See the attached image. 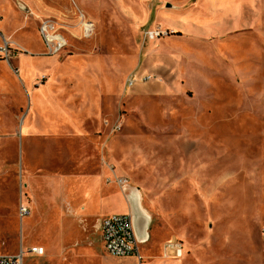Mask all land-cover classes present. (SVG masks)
Instances as JSON below:
<instances>
[{
  "label": "rangeland",
  "instance_id": "rangeland-1",
  "mask_svg": "<svg viewBox=\"0 0 264 264\" xmlns=\"http://www.w3.org/2000/svg\"><path fill=\"white\" fill-rule=\"evenodd\" d=\"M2 36L19 51L0 59V254L117 264L99 229L115 196L111 213L147 220L141 264H264V0H0ZM49 114L70 118L31 134L24 161L29 119Z\"/></svg>",
  "mask_w": 264,
  "mask_h": 264
},
{
  "label": "built area",
  "instance_id": "built-area-1",
  "mask_svg": "<svg viewBox=\"0 0 264 264\" xmlns=\"http://www.w3.org/2000/svg\"><path fill=\"white\" fill-rule=\"evenodd\" d=\"M81 29L84 37H90L95 25L92 21L86 20L81 15ZM38 32L49 54H56L66 46L65 38L58 32L57 25L50 19H41L38 25ZM162 35H167L166 31L159 28L149 30L147 37L157 39ZM9 39L2 37L0 43V59H9L16 55L19 50ZM151 76H144L140 79L137 76H130L126 79V84L132 86L137 80L149 79ZM45 76L41 77V80ZM114 181L121 188H125L127 180L121 177H115ZM18 217L24 218L30 215L31 209L27 202L20 201L18 205ZM100 233L102 245L106 253L111 257L118 259L117 264H141L140 245L145 243L147 236L141 232L136 225L135 218L131 213H112L104 216L100 222ZM177 242L170 241L165 246V252L170 251L171 256H177L180 251ZM44 249L39 246H32L26 249L19 248L16 254H0V264H23L26 254L43 255Z\"/></svg>",
  "mask_w": 264,
  "mask_h": 264
},
{
  "label": "crops",
  "instance_id": "crops-1",
  "mask_svg": "<svg viewBox=\"0 0 264 264\" xmlns=\"http://www.w3.org/2000/svg\"><path fill=\"white\" fill-rule=\"evenodd\" d=\"M4 37V36H2ZM15 56V55H14ZM63 113H64V109L62 110ZM70 118V115H42V116H32L31 119H29V122H28V125L25 127V135H24V145H25V153H24V161L27 159V152H26V149H27V138H30L31 134L35 133V134H41L43 135V133H46V134H50L52 135L51 131H49V126L50 124L53 122V121H56V120H69ZM40 123H43L44 125H46V127H48V130H41V124ZM68 136H66V140L69 141L67 139ZM52 141H50L49 143H51ZM69 143V142H68ZM84 148H87L86 145L84 146ZM91 185H94V183L92 182ZM138 196V194H137ZM114 198L115 196H110L108 198H106L105 200H101V203L100 205L103 204L104 206V209H106L108 211V214H112L111 211L114 210V205H115V201H114ZM117 198V197H116ZM132 201H134V196H132ZM114 201V203H113ZM30 207V206H29ZM133 208H134V204H133ZM129 211V208L126 207V206H122V209H120V213H126ZM110 212V213H109ZM107 212L106 214L103 213L102 214V217L103 218L104 216L108 215ZM136 222V225H137V219L135 220ZM137 228L144 233L143 229H141L140 227L137 226ZM144 244V243H143Z\"/></svg>",
  "mask_w": 264,
  "mask_h": 264
},
{
  "label": "bare ground",
  "instance_id": "bare-ground-1",
  "mask_svg": "<svg viewBox=\"0 0 264 264\" xmlns=\"http://www.w3.org/2000/svg\"><path fill=\"white\" fill-rule=\"evenodd\" d=\"M135 190V189H134ZM140 199V198H139ZM134 213L135 212H138L139 211V208H138V196H137V194H135L134 195ZM140 206V205H139ZM35 208V207H34ZM36 210V209H35ZM143 211V210H142ZM86 216V215H85ZM147 220H142L141 218H139V220H137V226L138 227H141V228H143L144 227V224H145V222H146ZM144 233H145V231H144ZM146 236V235H145ZM181 254H182V252H181V249H180V251L178 252V256H181ZM177 257V256H176Z\"/></svg>",
  "mask_w": 264,
  "mask_h": 264
}]
</instances>
